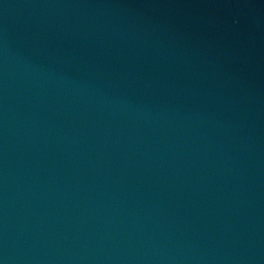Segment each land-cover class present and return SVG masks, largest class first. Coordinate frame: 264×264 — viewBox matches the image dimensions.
<instances>
[{
	"label": "water",
	"instance_id": "water-1",
	"mask_svg": "<svg viewBox=\"0 0 264 264\" xmlns=\"http://www.w3.org/2000/svg\"><path fill=\"white\" fill-rule=\"evenodd\" d=\"M0 264H264V0H0Z\"/></svg>",
	"mask_w": 264,
	"mask_h": 264
}]
</instances>
